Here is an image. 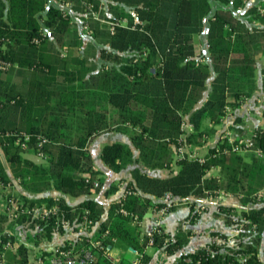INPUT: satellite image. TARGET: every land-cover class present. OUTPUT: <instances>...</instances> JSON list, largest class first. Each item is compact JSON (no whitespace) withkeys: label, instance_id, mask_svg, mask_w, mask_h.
<instances>
[{"label":"trees","instance_id":"trees-1","mask_svg":"<svg viewBox=\"0 0 264 264\" xmlns=\"http://www.w3.org/2000/svg\"><path fill=\"white\" fill-rule=\"evenodd\" d=\"M59 1L70 2L74 9L86 13L88 37L100 46L98 69L93 61L86 65V55H75L74 47L81 41L65 11L49 5L48 0H6L7 8L0 0V58L12 63L7 70H0L3 202L15 199L25 208L57 206L54 214L39 222H32L26 213L14 220L0 215L1 239L16 244L14 250L6 251L7 264H33L35 258L33 249L19 242L15 223L36 227L37 232L29 239L37 245L63 232V221L76 231L78 224L91 221V236L78 234L75 240L59 245V251L72 249L82 254L90 249L92 264H113L107 247L116 245L123 250L134 249L136 264H151L148 246L172 255L186 245L191 232L179 229L174 236L162 232L141 237L140 228L122 209L140 218L150 208L162 206L164 202L154 203L152 197L165 193L188 199L224 192L240 196L244 204L261 202L258 193L264 188V161L230 151L222 139L202 160L183 154L176 161L179 169L166 178L132 169L124 196L111 202L105 218L101 205L90 198L71 207L60 198L14 194L13 180L31 193L55 189L70 196L91 194L94 181L99 188L103 178L93 168L86 145L93 135L111 129L130 133L139 150L138 160L145 167L170 168L173 147L206 140L214 129L204 123L219 124L227 109L240 107L256 90V61L264 54V27L250 26L230 8H213L211 0ZM102 1L110 16L99 9ZM218 1L228 4L231 0ZM232 2L234 8L243 4L242 0ZM257 2L264 7V0ZM84 3L93 5L98 19ZM253 7L256 19L262 21L256 4ZM120 19H126L127 24L115 25L111 31L110 22ZM206 23L207 56L194 42ZM54 41L70 46L65 57L54 49ZM88 45L94 57L95 46ZM212 73L210 91L196 108ZM15 75L19 79L12 82ZM186 116L193 133L183 138ZM23 134L30 136L26 148L18 144ZM38 137L48 140L40 147L45 155L41 163L24 155L37 152ZM253 137L264 148V128L255 130ZM100 156L116 172L133 162L131 148L122 142L105 144ZM212 168L219 169L218 175L209 174ZM117 188V183H112L106 193ZM173 209L169 207V212ZM219 210L225 214L226 223L238 225L239 232L228 236L212 231L206 245L180 254L175 264H264L258 257L264 206L242 209L238 216L232 214L231 207L220 205ZM196 218L194 214L186 220L193 223ZM96 241L100 243L94 244ZM131 263L124 257L118 264Z\"/></svg>","mask_w":264,"mask_h":264},{"label":"crops","instance_id":"crops-1","mask_svg":"<svg viewBox=\"0 0 264 264\" xmlns=\"http://www.w3.org/2000/svg\"><path fill=\"white\" fill-rule=\"evenodd\" d=\"M233 0L228 4H222L218 0H211L213 8H230L234 15L241 18L242 20L248 22L250 26L259 27V22L256 18H251L252 14L246 12V10L253 6V1H250L246 4H242L239 7L234 8ZM256 2V0H254ZM2 3L7 8L6 0H1ZM49 5L56 6L63 11H65L71 17L70 26L72 31L78 36L81 41L80 46L74 47L75 55L83 57L84 52L88 48V42L92 43L95 47L96 43L88 37V31H86L84 18L86 17L85 12L78 11L73 8V4L70 2H60L59 0H48ZM103 5L100 7L107 13L108 16L111 14L108 12L106 2L102 1ZM6 8L2 11V19H5ZM254 16V15H253ZM121 20V19H120ZM126 19L122 20V25H126ZM208 24H205L203 31L194 36L195 45L207 56V44H206V35H207ZM45 31H48L47 28H44ZM200 40V42H197ZM54 49L60 52L61 57H65L68 53L69 47L61 46L58 42H53ZM91 48V47H90ZM93 51V50H92ZM99 54L97 53L94 57L89 58V60L100 59ZM264 54L260 55L256 61V90L253 94L246 98L240 107L236 109H227V112L222 117L221 122L217 125H211L208 122L204 123L205 127L213 128L214 133L208 137L206 140H201V143L198 145L182 144L180 147H173V156L172 164L170 168H148L145 167L139 160V150L133 144L130 133L117 131L115 129L106 130L100 133L93 135L86 145L87 152L89 153L93 168L99 170L101 173L99 176L103 178V183L99 188H94L91 194L80 195V196H70L64 194L58 190L50 189L40 193H31L26 192L19 184L17 180H13V189L12 192L16 191L20 194H25L28 198L38 199L43 197H53L55 199H63L71 207H75L84 199H93L97 201L103 208L102 218H105L107 210L112 201H116L124 196L126 191V185L131 180L130 171L134 168H139L143 173H146L149 176L156 178H166L175 173L179 169V164L176 162L183 154H186L189 157H199L203 158L209 149L215 148L218 142L222 139V135L229 131L234 136H242L247 134L249 131L255 128H264ZM214 74L206 82V90L200 101L196 104V108L201 106L204 97L210 91V81L213 78ZM182 137L186 138L187 136L193 133V126L186 116L182 122ZM113 142H122L127 144L133 154V162L128 164L125 168L116 172L110 169L101 159V149L105 144H110ZM94 143V144H93ZM93 144L94 152L91 150V145ZM94 153V154H93ZM31 154V159L36 162H43L36 158L35 154ZM246 158L249 157L247 154H243ZM29 157V156H28ZM219 169L212 168L209 174L218 175ZM112 183H117L118 188L113 193H106L107 189ZM10 189V188H9ZM154 203L164 202L163 196L160 198L152 197ZM176 204L173 205L174 209L168 212L162 218V227L164 232L170 236H174L179 229L182 231L188 230L191 232V235L188 238L186 245L175 254L166 255L162 248H157L155 246H148L146 252L151 256V264H175V260L179 257L180 254H187L193 252L195 249L203 247L211 239V232L218 231L224 233L228 236L236 235L239 232V227L235 223H226L225 214L219 210V206H226L232 208V214L238 216V213L242 209H251L264 206V197H262L261 202H247L242 203L240 196H234L231 194H226L224 192H219L216 196H205V197H189L188 199H179L175 198ZM43 205V204H42ZM154 207L150 208L142 217H140V223L137 225L141 231V237L146 234H149L155 225L157 219V214ZM197 215V218L193 223H190L186 218L190 215ZM16 224V223H15ZM23 225V226H22ZM28 224H19L15 225L16 233L18 234V240L21 236L22 230L30 229L32 235L37 232V228L30 226ZM77 225V224H76ZM136 225V224H134ZM74 229L71 225L68 228H64L63 232H57L53 234L51 240L44 239L39 244L35 245L34 243L30 246L32 241H19L24 243L26 246L33 249L34 256L37 253V247L39 245H45L51 247L55 244L61 245L67 240H75L78 234H87V231L82 230L80 227ZM46 241V242H44ZM16 247V244H15ZM113 247L109 246V251ZM151 249H154L152 252ZM110 255V253H109ZM111 256V255H110ZM112 257V256H111ZM127 258L128 261L132 262L137 258V254L134 249L129 248L128 250L119 249L118 253L112 257L116 261H119L122 258ZM259 259L264 262V231L261 234L260 245L258 251Z\"/></svg>","mask_w":264,"mask_h":264},{"label":"built area","instance_id":"built-area-1","mask_svg":"<svg viewBox=\"0 0 264 264\" xmlns=\"http://www.w3.org/2000/svg\"><path fill=\"white\" fill-rule=\"evenodd\" d=\"M254 1V0H242L244 4ZM85 4V3H84ZM256 10L258 15L262 18V21H259V26L264 27V7L259 3L255 2ZM87 9L92 12L94 18L98 19V12L93 9L92 4H85ZM99 9L101 7L99 6ZM123 20V19H122ZM122 20H115L114 22H110V29L113 31L115 25L122 24ZM85 28H88V25L85 24ZM88 32H90L88 30ZM2 41L5 39L2 38ZM36 42L38 40H35ZM143 55H146V52H143ZM12 66V63L8 60L0 58V70H7ZM154 71V69H152ZM258 128L252 129L247 134L242 136H234L231 132L227 131L222 135V140H225L226 143L230 145V151L247 154L249 156H256L264 161V148L260 147L256 144L254 140V131ZM30 136L28 134H23L21 138L18 139V144L21 147L26 148L28 145V141ZM48 140L45 137H38L37 146L39 147L37 152L35 153L36 158L41 161L45 160L44 152L40 149ZM227 151V149H225ZM202 160L203 158H199ZM94 188L99 186L98 181H94ZM6 191V187L3 186L2 182H0V215H7L9 220L17 219L19 215L22 213H26L32 222H39L47 220L50 215L54 214L57 210V206L51 205H34L32 207H24L22 203L18 202L15 199H9L7 202H3L2 193ZM259 198L264 197V188L258 193ZM164 204L155 209L157 214V219L155 221V225L153 226L150 233H162L164 229L162 227V218L169 212V207L176 204L175 197H173L170 193H165L164 196ZM125 216H129L133 224L138 225L140 223V218L138 215L133 214L125 209L121 210ZM16 226L19 223L15 224ZM70 226L69 222L63 221V227L68 228ZM92 226L91 221H84L77 225L82 230L87 231V234L91 236L92 232L88 230ZM46 242V241H44ZM217 242H221L218 240ZM100 241L94 242V244H99ZM153 243V239H150L149 244ZM59 245L55 244L51 247H47L45 245H39L37 247V253L35 255L33 264H92L93 253L90 249L85 250L82 254H76L72 249H68L65 251H59ZM0 264H7L6 259V251L14 250L15 244H13L10 240L3 241L0 237ZM109 249V246L107 247ZM109 258H112L108 255ZM113 259V258H112ZM137 258L132 261L131 264H136ZM119 261L113 259V264H118Z\"/></svg>","mask_w":264,"mask_h":264},{"label":"rangeland","instance_id":"rangeland-1","mask_svg":"<svg viewBox=\"0 0 264 264\" xmlns=\"http://www.w3.org/2000/svg\"><path fill=\"white\" fill-rule=\"evenodd\" d=\"M256 1H258V0H256ZM255 4V1H253V5ZM250 12L251 14H252V16H251V18H256V16H255V10H254V7L253 6H251V7H249L247 10H246V12ZM254 15V16H253ZM197 42H200V40H197ZM87 44H90V42H88ZM99 45H97L96 47H95V55L98 53L99 54ZM83 55H86V57H87V64L86 65H90L89 63L90 62H95V65L97 66V69H98V67H99V64L101 63L100 62V59H95V60H89V58H96V57H93L92 56V49L89 47V48H87L86 49V51L84 52V54ZM99 56V55H98ZM18 79H19V77L17 76V75H15L14 76V78H13V80H12V82H15V81H18ZM67 123L68 122H66L65 123V126H67ZM67 128V127H66ZM94 144V143H93ZM93 144L91 145V150L94 152V148H93ZM2 152H1V149H0V156H2V154H1ZM94 154V153H93ZM24 155H26V156H29V157H31V154L30 153H25L24 152ZM7 166V165H6ZM14 194H16V193H18V192H16V191H14L13 192ZM27 227L29 228L30 227V225H27ZM32 231L30 232V229H27V230H22L21 231V236H20V239H19V241H25V242H27L28 240L29 241H31L30 239H29V237H30V235H32ZM31 244H30V246L33 244V242H30ZM119 247L118 246H113V248L109 251V253H110V255L112 256V257H114L117 253H118V251H119ZM154 249H151L150 248V251L152 252Z\"/></svg>","mask_w":264,"mask_h":264}]
</instances>
